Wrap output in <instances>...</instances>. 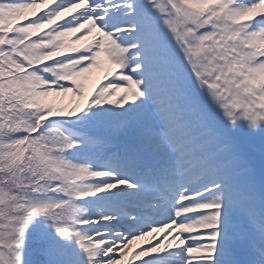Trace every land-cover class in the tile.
Segmentation results:
<instances>
[{"label": "snow or ice", "instance_id": "obj_1", "mask_svg": "<svg viewBox=\"0 0 264 264\" xmlns=\"http://www.w3.org/2000/svg\"><path fill=\"white\" fill-rule=\"evenodd\" d=\"M0 264H264V0H0Z\"/></svg>", "mask_w": 264, "mask_h": 264}, {"label": "rangeland", "instance_id": "obj_2", "mask_svg": "<svg viewBox=\"0 0 264 264\" xmlns=\"http://www.w3.org/2000/svg\"><path fill=\"white\" fill-rule=\"evenodd\" d=\"M39 9H37V12H39ZM47 27L48 26H45V29ZM40 31H43V29L40 30ZM104 76H105V71L103 69H94L92 71V73L89 74L88 80H87L86 98H85V100H82V101H79L78 102L81 106L86 102V99L93 94L94 90L98 86H100L102 83L105 82L104 81ZM69 99H70V96L69 97H66L63 102L65 104H67L69 102Z\"/></svg>", "mask_w": 264, "mask_h": 264}, {"label": "bare ground", "instance_id": "obj_3", "mask_svg": "<svg viewBox=\"0 0 264 264\" xmlns=\"http://www.w3.org/2000/svg\"><path fill=\"white\" fill-rule=\"evenodd\" d=\"M39 7L41 8L42 6H38V8H39ZM38 8H37V9H38ZM37 9H36V10H37ZM147 239H149V238H145V240H147ZM145 240L134 242L133 247L136 248V247H138L139 245L145 243Z\"/></svg>", "mask_w": 264, "mask_h": 264}]
</instances>
